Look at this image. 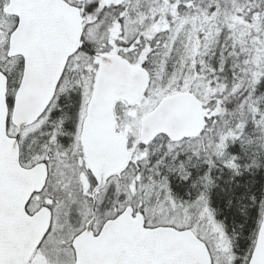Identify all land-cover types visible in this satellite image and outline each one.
<instances>
[{
	"label": "snow or ice",
	"instance_id": "obj_1",
	"mask_svg": "<svg viewBox=\"0 0 264 264\" xmlns=\"http://www.w3.org/2000/svg\"><path fill=\"white\" fill-rule=\"evenodd\" d=\"M0 264H264V0H0Z\"/></svg>",
	"mask_w": 264,
	"mask_h": 264
}]
</instances>
